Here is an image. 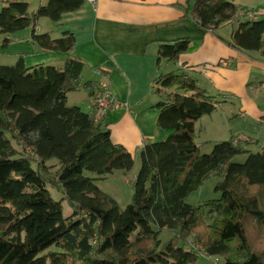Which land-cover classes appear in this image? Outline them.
<instances>
[{"label": "trees", "instance_id": "16d2710c", "mask_svg": "<svg viewBox=\"0 0 264 264\" xmlns=\"http://www.w3.org/2000/svg\"><path fill=\"white\" fill-rule=\"evenodd\" d=\"M30 1L0 0L2 47L11 34L30 29L37 52L72 55L71 33L53 39L38 32V23L58 22L86 0H47L33 12ZM235 1L186 0L183 15L210 31L237 22L227 44L264 58V20H238ZM189 49L186 39L162 44L157 61L177 65ZM83 70L74 56L62 67L30 69L23 56L0 65V264H194L195 247L223 264H264V149L252 153L233 137L201 153L195 143V123L228 96L207 93L189 71L160 75L154 108L167 138L132 154L111 142L105 123L68 105V94L97 86L82 83ZM240 156L244 162L236 163ZM137 158L133 198L121 210L96 182L129 172ZM212 177L218 198L188 203ZM63 200L72 208L67 217ZM163 232L170 235L165 242Z\"/></svg>", "mask_w": 264, "mask_h": 264}, {"label": "crops", "instance_id": "0c3cea01", "mask_svg": "<svg viewBox=\"0 0 264 264\" xmlns=\"http://www.w3.org/2000/svg\"><path fill=\"white\" fill-rule=\"evenodd\" d=\"M185 1L95 0L92 4L86 0L81 8L63 14L58 22L40 19L38 23V32L53 39L71 33L75 43L72 55L37 52L31 44V30L25 29L11 34L6 47L1 45L0 34V65H13L20 56L30 69L62 67L71 56L82 61V83H107L113 98L126 107L100 116L90 103L94 87L68 94V105L105 123L111 142L132 154L145 144L167 138L157 125L159 112L154 106L160 98L153 91L155 80L177 69L189 71L198 87L207 93L228 96L215 112L195 123L197 146L211 150L214 143L234 137L245 141L246 149L256 153L264 149V58L259 52L238 50L227 44L237 22L214 31L197 27L183 15ZM46 2L30 1L29 12ZM235 4L240 11L252 10L264 17L263 0H236ZM2 7L0 3V10ZM238 20H243L239 14ZM181 39L190 42V49L179 56L178 64L165 60L158 63L160 46ZM227 106L246 127L235 130L225 126L220 114ZM212 258L219 259H207Z\"/></svg>", "mask_w": 264, "mask_h": 264}, {"label": "rangeland", "instance_id": "374dc122", "mask_svg": "<svg viewBox=\"0 0 264 264\" xmlns=\"http://www.w3.org/2000/svg\"><path fill=\"white\" fill-rule=\"evenodd\" d=\"M230 107L231 106L224 107L220 114V116H222L225 121V126L227 128L230 127L235 130H242V128L246 127L247 124H245L242 119L238 120L236 116H232L231 111L233 109ZM258 131V129H255V132L258 133ZM209 150L210 147L207 146L206 148L201 149V153H209ZM244 160L245 157L240 156L235 160V162L243 163ZM47 164L51 172L57 171L58 165L55 160H51ZM139 168L140 161L139 158H137L134 161L133 168L129 172L114 171L106 178V180L97 181L96 185L103 193L113 198L117 202L120 209L123 210L132 201L134 194V185ZM217 181L218 178L216 177L208 179L197 191L193 192L187 198V202L190 204H200L207 200L218 198L219 194L213 191L214 185L217 183ZM49 189L54 199L60 200L62 198V195L58 190L51 187H49ZM62 210L64 217H67L72 213V208H70L65 200L62 201ZM169 237L170 235L165 232L161 233L160 235V239L162 240V242H165ZM194 264H223V262L220 258L207 259L199 256Z\"/></svg>", "mask_w": 264, "mask_h": 264}, {"label": "built area", "instance_id": "2783aa9c", "mask_svg": "<svg viewBox=\"0 0 264 264\" xmlns=\"http://www.w3.org/2000/svg\"><path fill=\"white\" fill-rule=\"evenodd\" d=\"M88 2L93 4L95 0H88ZM239 16L247 21H254L259 18L258 14L252 10H241ZM90 103L100 116L126 107L125 103L118 102L113 98L110 87L105 82H101L93 88L90 95ZM27 152L30 153V150L27 149ZM195 250L198 251V254L201 257H210L204 253L200 247H195Z\"/></svg>", "mask_w": 264, "mask_h": 264}]
</instances>
